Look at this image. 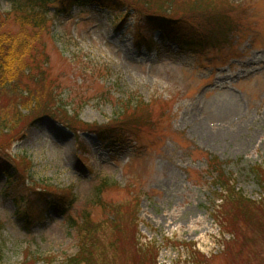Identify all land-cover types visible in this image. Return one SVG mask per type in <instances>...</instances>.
I'll list each match as a JSON object with an SVG mask.
<instances>
[{
	"label": "rangeland",
	"instance_id": "374dc122",
	"mask_svg": "<svg viewBox=\"0 0 264 264\" xmlns=\"http://www.w3.org/2000/svg\"><path fill=\"white\" fill-rule=\"evenodd\" d=\"M238 1L247 10L231 11L239 22L231 43L188 52L159 33L151 52L136 49L132 24L121 28L95 3L49 9L36 39L55 92L82 103L84 124L112 121L128 98L154 111L164 101L166 110L159 125L124 143L70 131L49 116L32 124L6 117L0 156L25 184L7 193L0 173V264H22L27 254L33 264H65L79 249L77 223L85 218L104 251V259L91 251L90 264H264V182L255 172L264 169V0ZM9 9L10 0H0V13ZM10 22L4 27L16 31ZM219 170L250 203L217 198L225 192L212 184ZM103 180L111 185L96 200ZM29 186L66 188L72 204L61 214L42 203L27 215L25 199L15 197H27ZM111 205L131 217L119 220L125 230L106 225Z\"/></svg>",
	"mask_w": 264,
	"mask_h": 264
},
{
	"label": "trees",
	"instance_id": "16d2710c",
	"mask_svg": "<svg viewBox=\"0 0 264 264\" xmlns=\"http://www.w3.org/2000/svg\"><path fill=\"white\" fill-rule=\"evenodd\" d=\"M91 3L115 13L116 22L120 21L118 26L121 28L125 23L130 22L132 24L130 38L133 46L146 52H151L156 47L157 41L154 38L156 33H159L165 41L176 44L180 50L186 52L191 48L201 50L207 47L218 49L226 47L225 45L231 43V33L239 24L232 17L231 11L237 6H240V10H247L246 5L238 0H10L9 11L3 15L0 13V113L2 115L0 128L8 129L6 120L8 116H13L12 120L14 117L22 116L27 124L49 116L73 132L77 133L79 129L84 128L83 130L88 129L102 139L124 143L135 140V136L147 133L145 126H153L155 122L159 125L164 117L162 113L166 110L164 101L163 105L160 104L159 110L154 111L150 102L141 98L135 100L128 98L122 100L121 113L112 121L84 124L79 119L82 103L77 104V99L70 100L71 103L66 102L61 98L60 93L55 92V84L51 82L47 67L44 65L47 60L44 49L36 36L51 19L48 16L51 7L55 12L68 13L74 6ZM7 21H11L10 23L16 25L18 29L14 31L12 28H5ZM100 96L105 97L103 93ZM1 99L4 104H1ZM22 110H25L26 114ZM210 162L213 165H221L215 158ZM262 169L257 167L255 172L260 170L262 177L259 181L264 182V169ZM0 173L6 177L4 190L7 193L19 186L23 189L25 182L17 183L19 179L16 177L21 172L12 161L1 156ZM27 182L31 185L28 179ZM218 182L224 186L225 192L223 195L219 193L217 198L231 200L237 204L250 203L249 199L242 196L234 185L229 183L228 177L225 178L221 170L212 184L215 186ZM108 185L111 184L107 180L99 183L96 200L100 198L97 197L99 190H103V187ZM29 190L31 191H28L27 197L24 198L23 194H18V199L15 197V201L19 202L25 199L22 211L27 212V215L35 214L33 206L41 207L42 203L43 206L56 205L63 214L73 201L72 195L66 188L50 191L45 187L38 190L34 186H29ZM48 196H53L55 199H49ZM135 200L138 202L137 197ZM121 204L123 203H119ZM112 206L114 205L107 206L111 217H106V225L111 222L112 228L125 230V225L120 226L119 220L127 224L131 222L129 219L131 217L126 211L122 212L121 206ZM38 215L40 212L37 213ZM82 223L84 225L79 227ZM70 224H74L73 220ZM77 224L79 249L73 256L65 258V264H81L84 259V264H90L89 254L93 250H97L99 259H104V251L99 246L98 240L94 238L97 232L91 219L85 218L83 222ZM26 258L28 260H24L22 264H33V259H29L30 254H27Z\"/></svg>",
	"mask_w": 264,
	"mask_h": 264
},
{
	"label": "bare ground",
	"instance_id": "6f19581e",
	"mask_svg": "<svg viewBox=\"0 0 264 264\" xmlns=\"http://www.w3.org/2000/svg\"><path fill=\"white\" fill-rule=\"evenodd\" d=\"M193 229H195V228H193Z\"/></svg>",
	"mask_w": 264,
	"mask_h": 264
}]
</instances>
